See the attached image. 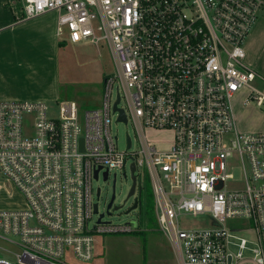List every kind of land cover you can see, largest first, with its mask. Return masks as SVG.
<instances>
[{
  "label": "built area",
  "instance_id": "1",
  "mask_svg": "<svg viewBox=\"0 0 264 264\" xmlns=\"http://www.w3.org/2000/svg\"><path fill=\"white\" fill-rule=\"evenodd\" d=\"M15 1L24 19L53 12L59 39L104 40L115 70L102 77L96 108L0 101V192L16 191L23 202L0 208V241L16 250L0 247L10 256L0 264L89 262L96 234L139 232L142 214L179 264H264V129L237 131L231 112L242 89L243 105L264 109L252 84L264 79L244 62L242 45L264 0ZM111 116L131 125L134 147L126 134L117 148ZM145 130L170 138L155 144ZM125 166L134 216L102 222L91 181Z\"/></svg>",
  "mask_w": 264,
  "mask_h": 264
},
{
  "label": "rangeland",
  "instance_id": "2",
  "mask_svg": "<svg viewBox=\"0 0 264 264\" xmlns=\"http://www.w3.org/2000/svg\"><path fill=\"white\" fill-rule=\"evenodd\" d=\"M256 17L264 15V6L258 9ZM43 15V14H42ZM41 16V15H39ZM69 42V41H68ZM57 72L50 80V89L54 87L55 95L51 100H44L52 112L56 111L59 101L74 100L79 109L96 108L101 101L102 77L112 74L115 70L113 57L107 43L104 40L95 46L90 43L84 45H74L63 43L58 52ZM256 90L264 93V83L257 78L252 82ZM49 86V85H48ZM247 93L246 89L237 91L231 99V108L234 113V128L239 132H253L264 129V109L256 106L254 102L243 105V99ZM19 101V100H17ZM116 117L111 116L110 132L116 137L117 148L124 149L126 134L132 141V147L136 145V137L130 124L116 122ZM145 135L154 143L160 144L168 140V132L148 131ZM232 178L239 179V170L232 169ZM114 179V185L113 180ZM142 186L140 197L142 210L150 216L152 197L149 180L146 175H141ZM92 187H99L100 193L93 197L97 201L98 214L104 213L106 203L110 200L113 192L114 200L111 214H103L102 222L110 221L113 223H123L132 218L134 214L127 212L133 198L128 195L131 186L128 166L121 169L110 170L106 180H102L101 174L97 179H93ZM113 185V187H112ZM10 191V187H7ZM10 189V190H9ZM12 191V190H11ZM0 195L8 201V205L14 202V206L8 208H18L23 202L16 191H12L10 196H5L4 192ZM7 198V199H6ZM97 216H94L96 219ZM139 232H129L123 234H96L95 240L104 239L103 244H97L99 251L94 250V255L89 262H80L68 257L70 264H179L172 253V247L167 242L160 230L155 226L150 228V223L144 222V214L139 219ZM0 247L16 251L11 246L0 241ZM0 257L10 259L9 254L1 252Z\"/></svg>",
  "mask_w": 264,
  "mask_h": 264
},
{
  "label": "crops",
  "instance_id": "3",
  "mask_svg": "<svg viewBox=\"0 0 264 264\" xmlns=\"http://www.w3.org/2000/svg\"><path fill=\"white\" fill-rule=\"evenodd\" d=\"M56 21L53 12L24 19L19 2L0 0V101H46L54 97L49 82L56 75L62 44L69 43L55 33ZM242 45L244 62L264 79V15L255 18ZM8 206L14 202L8 205L0 195V208ZM103 242L94 239V250L98 252L97 244Z\"/></svg>",
  "mask_w": 264,
  "mask_h": 264
},
{
  "label": "water",
  "instance_id": "4",
  "mask_svg": "<svg viewBox=\"0 0 264 264\" xmlns=\"http://www.w3.org/2000/svg\"><path fill=\"white\" fill-rule=\"evenodd\" d=\"M117 101H118V99L116 100V102L114 103V105H113V109L115 108V105H116V103H117ZM121 113V112H120ZM121 115V114H120ZM121 118L124 120V118H123V116L121 115ZM127 145H128V142H127ZM133 169V166L131 165V170ZM94 174H95V172H94ZM114 185V184H113ZM113 185H112V187H113ZM132 191H133V183L131 184V187H130V189H129V191H128V193H127V196L128 195H130L131 193H132ZM110 200L107 202V204H106V208H105V213L106 212H108V208L110 207V205H111V203H112V201H113V192L111 193V195H110ZM134 206V205H133ZM132 206V207H133ZM114 209H116V206H114ZM133 224H134V222H132Z\"/></svg>",
  "mask_w": 264,
  "mask_h": 264
}]
</instances>
